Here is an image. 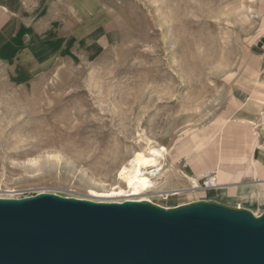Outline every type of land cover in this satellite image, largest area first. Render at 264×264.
Returning a JSON list of instances; mask_svg holds the SVG:
<instances>
[{
    "label": "rangeland",
    "instance_id": "rangeland-1",
    "mask_svg": "<svg viewBox=\"0 0 264 264\" xmlns=\"http://www.w3.org/2000/svg\"><path fill=\"white\" fill-rule=\"evenodd\" d=\"M252 1L0 0V197L121 200L91 191L123 188L117 171L132 151L162 145L168 165L181 140L231 109V121L256 116L264 22ZM172 177L160 188L191 187ZM143 195L165 208L206 199L264 213L217 187Z\"/></svg>",
    "mask_w": 264,
    "mask_h": 264
},
{
    "label": "water",
    "instance_id": "water-1",
    "mask_svg": "<svg viewBox=\"0 0 264 264\" xmlns=\"http://www.w3.org/2000/svg\"><path fill=\"white\" fill-rule=\"evenodd\" d=\"M0 264H264V213L215 200L0 197Z\"/></svg>",
    "mask_w": 264,
    "mask_h": 264
},
{
    "label": "bare ground",
    "instance_id": "bare-ground-1",
    "mask_svg": "<svg viewBox=\"0 0 264 264\" xmlns=\"http://www.w3.org/2000/svg\"><path fill=\"white\" fill-rule=\"evenodd\" d=\"M261 3L264 22V0H261ZM3 9L9 10L4 6ZM257 79L259 80V78ZM257 79H251L249 82L254 83ZM259 101L261 102L260 99ZM231 113L232 109L231 112L228 111L226 113L227 115L212 122L209 127L201 129L200 133L195 137L181 140L176 146L175 156L171 158L168 165L165 163L167 150L162 145L153 146L148 143L146 148L132 151L129 158L119 166L117 171L118 179L122 182L123 188L119 185H114L107 190L106 194L96 195L95 191H91V196L126 197L121 200L113 199L105 202H121L124 200H146L152 202L151 199L144 197L143 194L154 191V193H159V196L164 197L196 190L199 186L198 179L203 176H207L208 181L221 189L223 185L219 182L220 179L232 169L235 161L240 160L246 155L247 151H252L255 148L261 128L264 126L262 123L264 112H261L258 123L246 120L241 116L235 117L231 121L229 119ZM181 156L186 158L191 169L195 172L196 178L189 177L184 172L178 173L175 171L173 162H176L175 160ZM250 167L252 175L255 177L258 175L264 176L263 173L259 172L262 166L253 159ZM248 171V169L245 170V172ZM172 176L187 179L191 183V187L170 190L161 189L163 185L172 181ZM88 200L93 201L95 199L88 198Z\"/></svg>",
    "mask_w": 264,
    "mask_h": 264
},
{
    "label": "crops",
    "instance_id": "crops-1",
    "mask_svg": "<svg viewBox=\"0 0 264 264\" xmlns=\"http://www.w3.org/2000/svg\"><path fill=\"white\" fill-rule=\"evenodd\" d=\"M260 104H263L262 100ZM261 112H264V109L262 111H259L256 116H251L248 113L246 117H241H244L246 120H252L258 123L260 121ZM262 123L264 124V119ZM261 129L255 148L252 151H247L246 155L243 156L240 160L235 161L233 163L232 169L229 172L225 173V176L220 179L219 182L223 185L221 189H225V193L230 199L251 200L253 203L255 202L256 204H258V206L263 207L264 176L258 175L255 177L254 175H252L250 167V163L253 159L262 166L260 167L259 172L264 174V126ZM247 169L249 171L245 172V170ZM235 207L248 209L246 206L241 207V203H236Z\"/></svg>",
    "mask_w": 264,
    "mask_h": 264
},
{
    "label": "built area",
    "instance_id": "built-area-1",
    "mask_svg": "<svg viewBox=\"0 0 264 264\" xmlns=\"http://www.w3.org/2000/svg\"><path fill=\"white\" fill-rule=\"evenodd\" d=\"M216 186L213 185L212 182L208 181V179H205L202 181V185H199L196 189H201L202 191H207L210 189H214ZM206 200V199H201Z\"/></svg>",
    "mask_w": 264,
    "mask_h": 264
}]
</instances>
